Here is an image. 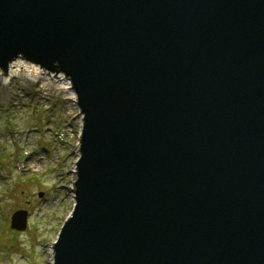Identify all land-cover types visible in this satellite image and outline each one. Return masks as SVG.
I'll use <instances>...</instances> for the list:
<instances>
[{
	"label": "water",
	"instance_id": "water-1",
	"mask_svg": "<svg viewBox=\"0 0 264 264\" xmlns=\"http://www.w3.org/2000/svg\"><path fill=\"white\" fill-rule=\"evenodd\" d=\"M19 58L84 115L53 264H264V0H0Z\"/></svg>",
	"mask_w": 264,
	"mask_h": 264
},
{
	"label": "rangeland",
	"instance_id": "rangeland-1",
	"mask_svg": "<svg viewBox=\"0 0 264 264\" xmlns=\"http://www.w3.org/2000/svg\"><path fill=\"white\" fill-rule=\"evenodd\" d=\"M22 61L10 64L8 78L0 69V264H53V245L75 205L81 118L63 80L31 77L17 67ZM65 121L66 143L57 134ZM19 210L28 212L23 231L11 229Z\"/></svg>",
	"mask_w": 264,
	"mask_h": 264
},
{
	"label": "built area",
	"instance_id": "built-area-1",
	"mask_svg": "<svg viewBox=\"0 0 264 264\" xmlns=\"http://www.w3.org/2000/svg\"><path fill=\"white\" fill-rule=\"evenodd\" d=\"M22 60H23L22 63L24 64V66H17V67H20V68L24 69L25 71H27L26 73H29V75L31 77L34 76L33 75L34 72H38V76L41 75V77H42V76H45V75H50L51 78H54V77H52V75H54L59 80L61 79V80L64 81L63 83H61L62 85L64 84V86L62 87V91H63L64 95L68 96V99L71 101V104L73 105L74 109L76 110V113H77L76 117H78L79 119L81 118L80 122H78L79 126L83 127V117H84V115L81 112L80 106L78 104V99L74 95L75 91H74V89L72 87L71 80L68 77H66V76L65 77L62 76L61 73H59L58 76H57L56 73H51L50 71L46 70L45 68H42L40 65L31 64L29 61H27L25 59H22ZM35 76L37 77V75H35ZM56 82H58V81L56 80ZM69 93L71 94L70 97H69ZM69 128H70V122L69 121H65L63 129L60 131V133H57V134H60V137L62 138V140H64V143L67 142L66 140L68 139ZM81 134H82V132L80 133V139H81Z\"/></svg>",
	"mask_w": 264,
	"mask_h": 264
},
{
	"label": "bare ground",
	"instance_id": "bare-ground-1",
	"mask_svg": "<svg viewBox=\"0 0 264 264\" xmlns=\"http://www.w3.org/2000/svg\"><path fill=\"white\" fill-rule=\"evenodd\" d=\"M17 66H24V64L22 62H19L17 64ZM0 74L3 75V73H0ZM33 75H38V72H34ZM5 83H6V81H5ZM53 254H54V252H53Z\"/></svg>",
	"mask_w": 264,
	"mask_h": 264
},
{
	"label": "trees",
	"instance_id": "trees-1",
	"mask_svg": "<svg viewBox=\"0 0 264 264\" xmlns=\"http://www.w3.org/2000/svg\"><path fill=\"white\" fill-rule=\"evenodd\" d=\"M20 185V184H19Z\"/></svg>",
	"mask_w": 264,
	"mask_h": 264
}]
</instances>
